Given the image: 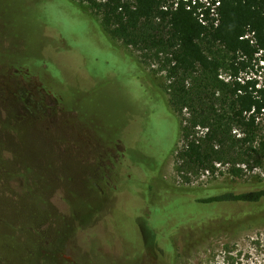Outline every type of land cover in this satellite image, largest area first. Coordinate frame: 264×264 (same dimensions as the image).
I'll list each match as a JSON object with an SVG mask.
<instances>
[{
  "label": "rangeland",
  "instance_id": "1",
  "mask_svg": "<svg viewBox=\"0 0 264 264\" xmlns=\"http://www.w3.org/2000/svg\"><path fill=\"white\" fill-rule=\"evenodd\" d=\"M100 22V15L79 0H0V264H161L151 251L159 243L170 264H264V216L215 228L185 246L172 242V231L186 237L192 232L198 210L189 195L178 191L195 190L197 199H206L264 183V158L257 162L237 141L243 135L220 83L234 80L230 55L218 46L209 51L220 62L217 77L201 70L172 74L167 50L113 43ZM45 25L58 30L64 48L75 51L68 53L63 43L44 36ZM46 47L63 50L61 69L43 60ZM74 59L78 80L83 72L93 78L83 88L70 75L72 85L63 81L70 71L65 63ZM234 67L237 81L264 85L256 56L245 60L244 68ZM42 73L59 82L56 90L64 96L77 95V112L91 122L92 131L79 122L75 108L68 110L47 89L55 86ZM130 98L143 111V142L135 156L142 151L146 159L139 158L138 165L157 170L161 182L155 175L150 183L130 176L127 182L138 189L137 200L116 194V173L118 179L125 176V147L118 139L110 142L128 138ZM260 123L264 126V117ZM184 127L191 138L209 145L212 159L205 168L214 174L220 164L219 177L204 183L185 179L188 170L204 169L186 165L179 156L186 145L180 139ZM211 128L230 139L223 146L205 143ZM130 134L131 139L137 136ZM232 167L243 173L233 175ZM124 189L125 180H120L119 192ZM148 248L152 257L146 256Z\"/></svg>",
  "mask_w": 264,
  "mask_h": 264
},
{
  "label": "trees",
  "instance_id": "2",
  "mask_svg": "<svg viewBox=\"0 0 264 264\" xmlns=\"http://www.w3.org/2000/svg\"><path fill=\"white\" fill-rule=\"evenodd\" d=\"M79 2L86 4L90 10L100 15V27L112 42L113 40H119L127 46L143 51L167 50L171 56L170 62L172 66L170 70L172 74L177 72L193 73L201 70L207 74H215L217 77L220 62L209 51L215 46L221 47L232 59L230 67L233 69V72L230 78H234V80L232 83H220L229 95L232 103V121L235 122L243 135L237 141L243 147H246L245 150L250 153L249 156H257V162L264 158V126H261L260 123L261 118L264 117V85H258L256 81L251 79L237 81L238 69L234 67V64L237 63L241 68H244L245 60H252L256 56L258 62L262 63L264 70V0H218L219 6L216 9L217 19L209 18L208 11L201 10L199 12L204 6L198 0H177L170 4H167V0H79ZM166 5L168 6L166 7ZM201 12L204 15L203 18L209 22L207 25H202L199 22L198 16ZM42 33L44 36H52L60 45L63 43L58 30L49 25L42 27ZM63 46H65L64 43L62 44ZM63 49L69 50L68 53L75 51L74 48L63 47ZM42 50L41 52H43ZM62 53L63 50L59 47H46L43 60L61 69L64 65L60 58ZM77 54V57H79L78 52ZM130 58L134 60L131 56ZM75 59L65 63L70 68V71L64 76L63 81L66 84L72 85L68 79V75H70L75 79L76 85L83 88L93 78L87 72H83L81 81L78 80L76 77ZM134 61L139 70L144 73L139 62ZM6 67L18 71L24 70L20 65L9 64ZM30 74L38 78L37 74ZM41 76L46 81L51 82L52 86H55L54 90L50 87H47V89L57 95L60 98V102L68 110L75 108L76 114H79L77 112V105H75L77 104L76 101H78L77 95L75 96V93H72L68 97L64 96L61 91L62 89L56 90L60 86L56 79L52 78L48 73H42ZM143 80L146 81L145 78ZM85 83L86 85H83ZM137 86L139 87L138 83ZM140 88H137L140 94L139 99L144 104V96ZM131 103H129L128 107L129 121L127 122L129 126L128 128L126 126L129 139L123 136L113 138L110 142L118 139L122 141L125 147L124 158L121 160V162L125 161V176H122V179H118L121 174L115 172L117 174V181L115 182L116 194L120 198L125 197L127 200H137V197H140L138 189L136 187L132 188L133 186H129V182H127L130 176L140 182L149 183L152 180L150 178L157 176L158 183L161 182L157 170H143L138 165L139 158L146 159L145 154L140 151L141 149L139 150V157L135 156V152H137L135 148L141 146L143 142L141 137V128L144 122L143 111L135 100L131 99ZM77 119L79 122H83L90 131L93 130L91 122L82 118L80 114L77 116ZM4 127L9 129L8 126ZM133 131L137 136L131 139L130 133ZM224 135V133L219 132L218 128H211L205 134L204 142L208 144L214 142L217 145L223 146L226 139H230L228 136L225 138ZM189 138H191L190 132L188 128L184 127L181 129L180 139L185 140L186 145L179 153L180 158L186 165L206 170V165L212 159L209 145H203L201 141ZM20 159L22 165L25 166L24 158ZM241 164L244 165L246 163L241 162ZM246 165L249 166L248 164ZM256 165L258 166V163ZM256 165L251 167L257 168ZM229 169L233 175L243 173V169L241 168L235 169L232 167V169ZM187 172L195 173L193 169ZM9 175L13 177L14 172L9 173ZM38 177L39 179L43 178L42 176ZM120 180H125V189L122 193H120L121 191L119 192ZM1 182L3 180L0 173ZM191 193L194 196L197 195L195 190L191 191ZM176 194L190 195L188 192L181 191H178ZM36 195L40 197V193L37 192ZM188 199L194 206H198V210L192 216L193 230L191 233L189 232L187 237V234L181 235L179 232L172 231V242H175L179 247L199 240L215 228L234 226L238 223L264 216V183L239 190L238 192H225L206 199H197L192 196ZM178 228L177 225L175 230L178 231ZM143 238L146 241L145 235H143ZM161 250L163 249H157L158 256L156 259H160L162 254H166L165 250ZM128 257L130 258V256H125V260H129ZM161 264L166 263L161 262Z\"/></svg>",
  "mask_w": 264,
  "mask_h": 264
},
{
  "label": "built area",
  "instance_id": "3",
  "mask_svg": "<svg viewBox=\"0 0 264 264\" xmlns=\"http://www.w3.org/2000/svg\"><path fill=\"white\" fill-rule=\"evenodd\" d=\"M203 5V4H202ZM204 7H202L199 12L201 10H205V11H208L209 13V17L212 18V19H217V12H216V9L217 7L219 6V2L218 0H210V2H204ZM203 13L201 12L198 16L199 18V22L202 24V25H207V23H209L207 20H205L203 18ZM214 23L216 24V22L214 21ZM216 166V170L219 171V169H223V167H221L220 164H215ZM214 172V174L211 173V171L209 170H202L200 171V173H193V172H187L185 174V179H187L188 181L191 179L194 180L195 183H204V182H208L210 179H213L214 177H219L218 175V171ZM228 170V169H227Z\"/></svg>",
  "mask_w": 264,
  "mask_h": 264
},
{
  "label": "flooded vegetation",
  "instance_id": "4",
  "mask_svg": "<svg viewBox=\"0 0 264 264\" xmlns=\"http://www.w3.org/2000/svg\"><path fill=\"white\" fill-rule=\"evenodd\" d=\"M189 196H192L193 198L195 197V198H197L198 197V195H193V194H190ZM158 248H162L163 249V247L161 246V244L159 243V246L158 247H156V246H154L153 248H152V250H151V248H148V253L146 254V256L148 255V256H150V257H152V254L154 253V256L152 257L153 259H156V257L158 256V253H157V249ZM153 251L152 252V254L149 252V251ZM164 250V249H163ZM163 250H161V251H163ZM167 253L168 252H166V254L164 255V254H162L161 255V257H160V260L162 261V263L163 262H165L166 264H170V259L168 260L169 262H166V255H167ZM172 264V263H171Z\"/></svg>",
  "mask_w": 264,
  "mask_h": 264
}]
</instances>
